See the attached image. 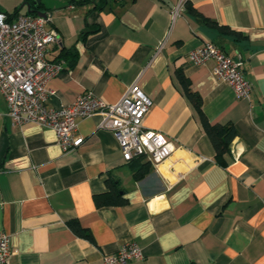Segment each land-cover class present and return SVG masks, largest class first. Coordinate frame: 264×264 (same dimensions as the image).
Masks as SVG:
<instances>
[{
	"label": "crops",
	"instance_id": "1",
	"mask_svg": "<svg viewBox=\"0 0 264 264\" xmlns=\"http://www.w3.org/2000/svg\"><path fill=\"white\" fill-rule=\"evenodd\" d=\"M97 1L0 6L45 10L46 27L59 32L47 55L65 68L47 83L51 104H68L87 89L115 102L136 80L153 99L144 127L175 148L157 165L145 156L125 160L93 114L79 119L84 142L65 151L53 128L13 124L0 90V230L10 234L11 264H106L105 254L128 241L143 250L135 264H264V0H185L176 16L179 0ZM207 40L242 56L250 97L236 96L213 74V59L189 60ZM179 72L201 94L210 121L235 125L228 151L217 155ZM113 184L127 201L97 204L95 194ZM71 219L92 237L78 234Z\"/></svg>",
	"mask_w": 264,
	"mask_h": 264
},
{
	"label": "built area",
	"instance_id": "2",
	"mask_svg": "<svg viewBox=\"0 0 264 264\" xmlns=\"http://www.w3.org/2000/svg\"><path fill=\"white\" fill-rule=\"evenodd\" d=\"M184 3L185 0H179L174 16ZM46 19L37 13H11L0 6V90L8 103L12 123L32 121L53 128L58 144L68 151L85 140L78 132L79 119L99 114V127L113 132L125 160L145 156L157 165L169 157L175 148L173 141L164 133L143 125L153 99L136 80L115 102L102 99L90 89L68 104L55 106L49 102L52 90L47 83L65 65L62 60L47 55L49 46L59 41V32L47 28ZM188 58L197 64L213 59V74L226 81L236 96L250 97L252 82L243 72L241 55L233 57L219 44L207 40L192 48ZM12 254L10 234L0 230V264H11ZM142 256V247L128 241L115 252L105 254L104 261L106 264H135Z\"/></svg>",
	"mask_w": 264,
	"mask_h": 264
},
{
	"label": "trees",
	"instance_id": "3",
	"mask_svg": "<svg viewBox=\"0 0 264 264\" xmlns=\"http://www.w3.org/2000/svg\"><path fill=\"white\" fill-rule=\"evenodd\" d=\"M106 3V0H98L97 6L102 7ZM206 21L211 24L215 25L223 31H229L230 33L239 34L240 32L235 28H231L228 25L219 24L213 19L206 18ZM83 33L87 34L88 30L83 31ZM70 54H67L68 57L72 56L73 61L76 60V52L69 50ZM179 78L183 85V90L190 101L193 103L195 109L197 110L200 122L210 136L217 155L222 154L225 151L230 149V144L233 138L237 134V130L235 125L232 122L221 123V122H212L209 120L208 116L203 110V99L201 94L197 91L193 90L190 86L189 79L183 74L179 72ZM147 169H144L138 176L142 175L146 172ZM95 200L97 204H120L127 201V198L124 196L123 191L118 188V185L113 184L111 190H107L102 193L95 194ZM70 226L80 235L91 238L92 233L91 231L83 226L78 219H71L69 220Z\"/></svg>",
	"mask_w": 264,
	"mask_h": 264
},
{
	"label": "water",
	"instance_id": "4",
	"mask_svg": "<svg viewBox=\"0 0 264 264\" xmlns=\"http://www.w3.org/2000/svg\"><path fill=\"white\" fill-rule=\"evenodd\" d=\"M37 13H38L39 15H42V16L47 17V12H46L45 10H37Z\"/></svg>",
	"mask_w": 264,
	"mask_h": 264
}]
</instances>
